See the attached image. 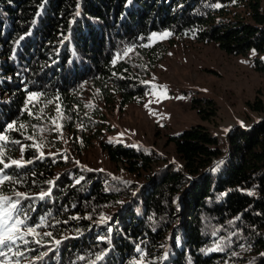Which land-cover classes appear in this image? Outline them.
<instances>
[{"label":"trees","instance_id":"1","mask_svg":"<svg viewBox=\"0 0 264 264\" xmlns=\"http://www.w3.org/2000/svg\"><path fill=\"white\" fill-rule=\"evenodd\" d=\"M263 3L0 0V216L17 223L0 264H264V119L224 147L191 127L170 138L180 165L154 170L150 150L102 140L84 93L143 100L144 64L177 41L263 54ZM253 67L264 74L261 59ZM249 105L264 114V96ZM63 128L91 132L122 176L60 153Z\"/></svg>","mask_w":264,"mask_h":264},{"label":"rangeland","instance_id":"2","mask_svg":"<svg viewBox=\"0 0 264 264\" xmlns=\"http://www.w3.org/2000/svg\"><path fill=\"white\" fill-rule=\"evenodd\" d=\"M157 40L155 33L151 42ZM159 40L165 41V36L159 35ZM157 59L151 66L144 64L140 71L148 85L143 100L124 108L118 104L104 106L90 91L84 90L92 97L90 106L99 108L105 119L104 127L109 129L104 130L102 140L150 150L160 158L154 170L180 165L170 138L191 127L206 128L224 147L230 130L235 127L248 130L264 119V114L254 112L249 105L263 100L264 74L257 72L253 63L255 59L264 61V53L256 55L251 51L231 56L214 44L177 41L173 46L167 45ZM48 130L44 138L55 136L51 128ZM60 131L57 137L63 142L58 149L60 153L69 154L76 164L89 169L122 176V166L109 162L99 141L90 140L91 132L76 135L64 128ZM16 225L15 220L0 216V238L12 239Z\"/></svg>","mask_w":264,"mask_h":264}]
</instances>
